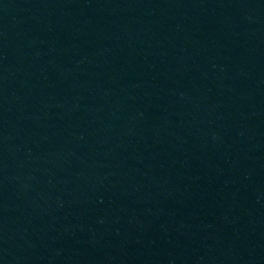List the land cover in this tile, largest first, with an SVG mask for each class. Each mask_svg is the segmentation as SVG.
<instances>
[{
	"label": "water",
	"instance_id": "1",
	"mask_svg": "<svg viewBox=\"0 0 264 264\" xmlns=\"http://www.w3.org/2000/svg\"><path fill=\"white\" fill-rule=\"evenodd\" d=\"M159 0H0V116L99 52Z\"/></svg>",
	"mask_w": 264,
	"mask_h": 264
}]
</instances>
